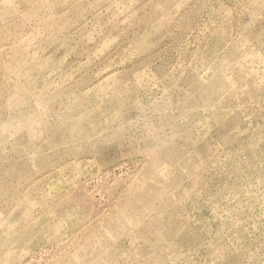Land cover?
<instances>
[{
  "label": "rangeland",
  "instance_id": "rangeland-1",
  "mask_svg": "<svg viewBox=\"0 0 264 264\" xmlns=\"http://www.w3.org/2000/svg\"><path fill=\"white\" fill-rule=\"evenodd\" d=\"M0 264H264V0H0Z\"/></svg>",
  "mask_w": 264,
  "mask_h": 264
}]
</instances>
